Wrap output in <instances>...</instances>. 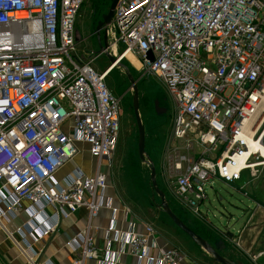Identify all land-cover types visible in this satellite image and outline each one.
Wrapping results in <instances>:
<instances>
[{"label": "built area", "instance_id": "obj_1", "mask_svg": "<svg viewBox=\"0 0 264 264\" xmlns=\"http://www.w3.org/2000/svg\"><path fill=\"white\" fill-rule=\"evenodd\" d=\"M84 2L0 0V225L27 201L35 241L56 233L79 209L98 215L108 189L102 169L120 137V100L106 83L115 65L97 72L92 62L72 57ZM105 32L107 51L119 63L132 55L171 98L174 118L160 174L178 206L201 219L214 180L234 184L245 173L259 178L264 156L249 141L264 145V119L255 128L264 113V0H121ZM77 143L97 161L95 175L77 169L64 186L53 185L55 174L79 154ZM36 208L55 211L52 225L37 223ZM155 235L148 224L128 235L137 264L186 259L175 247L153 254ZM228 239L250 264H264L263 253L252 255ZM69 246L79 255L71 264L98 258L89 232ZM24 254L36 264L35 255ZM104 259L113 263L109 252Z\"/></svg>", "mask_w": 264, "mask_h": 264}, {"label": "rangeland", "instance_id": "obj_2", "mask_svg": "<svg viewBox=\"0 0 264 264\" xmlns=\"http://www.w3.org/2000/svg\"><path fill=\"white\" fill-rule=\"evenodd\" d=\"M112 1L85 0L76 19L74 36L76 47L72 57L81 63L92 62L91 66L97 72H103L111 66L108 57L100 53L96 31L103 15L108 13ZM121 50L122 46L119 45V52ZM135 62L137 64L129 59L123 60L106 79L109 90L120 100L122 111L118 145L111 163L107 165L108 184L114 189L121 203L142 218L146 224L162 232L168 231L166 226L173 227L177 231V234L174 232L172 234L174 247L187 255L193 254L201 264H218L171 222L161 209L160 199L151 185L150 166L140 160L138 153L139 133L134 113L135 92L128 79L130 74L134 79L140 78L137 84L139 115L145 128L146 157L155 166L158 186L166 194L170 208L190 229L203 231L199 232L200 236L213 247L223 241L226 248L223 251L218 250L223 257L237 264H249L237 251L242 254L243 252L235 250L226 233L236 237L247 223L252 211L257 208V204H263L264 168L259 169L262 174L255 180H251L248 173L244 174L241 182L234 184L214 180L212 186H207L209 200L200 208L204 216L201 219L177 206L160 174L163 154L173 124V104L160 80L154 76L144 75L140 62L136 59ZM156 102L159 103L158 110Z\"/></svg>", "mask_w": 264, "mask_h": 264}, {"label": "crops", "instance_id": "obj_3", "mask_svg": "<svg viewBox=\"0 0 264 264\" xmlns=\"http://www.w3.org/2000/svg\"><path fill=\"white\" fill-rule=\"evenodd\" d=\"M77 144L80 150L79 154L55 174L52 181L53 185L64 186L67 178L74 175L77 169L82 170L88 176L95 175L97 161L91 157L85 143ZM108 168L106 165L102 169L107 177ZM104 199L105 205L100 209L97 216L90 218L87 208L79 209L68 219L60 221L56 233L48 235L40 241H35V237L39 236L38 232L33 233L32 236L28 230V225L32 219L29 213L31 204L24 201L22 203L23 209L17 212L15 217L9 216L4 219L0 225V264H29L24 251L28 256L35 255L36 264H71L79 255L74 252L69 244L78 235L86 232H89L93 238L98 256L97 259L90 260L86 264H109L104 259L108 252L112 254L113 263L111 264H137L136 258L130 254L128 235L132 232L142 233L145 231L146 222L121 203L109 184ZM262 205L257 204V208L252 211L247 223L236 237L226 233L229 237L236 238L242 248L252 255L264 254V202ZM36 210L38 216L35 218H37L36 221L39 225L43 227L52 225L51 216L55 213L53 209L46 208L43 214L38 211V208ZM169 220L171 221L170 218ZM166 227L169 233L167 230L162 232V230L155 229L156 235L154 239L150 240L153 254L174 247L172 234L173 232L177 234V231L173 227ZM109 229L117 231V234L112 233L111 237L107 239L106 232ZM233 247L235 248L234 245ZM235 250L237 251L236 248ZM237 252L249 263L245 255ZM181 264L201 263L193 254H188Z\"/></svg>", "mask_w": 264, "mask_h": 264}, {"label": "water", "instance_id": "obj_4", "mask_svg": "<svg viewBox=\"0 0 264 264\" xmlns=\"http://www.w3.org/2000/svg\"><path fill=\"white\" fill-rule=\"evenodd\" d=\"M121 0H113L112 4L110 6V9L107 14L103 15L102 20L98 23L96 35L98 38V43L100 46V53L105 54L108 59L111 62V66L119 65L120 63L117 61V59L112 56L108 51L109 43H108V35L105 32V29L108 28L112 22L115 15V11L119 5ZM102 32H103V38H102ZM149 60L150 62L153 61V57L151 54H149ZM128 79L130 83L133 86V90L135 92V99H134V113L135 118L137 122L138 127V133H139V141H138V153L140 160L142 162L147 163L150 166V172H151V185L155 192V194L159 197L161 202V209L162 211L171 219V221L186 235H188L194 243L201 247L207 254H209L212 259L218 263V264H237L235 262H232L225 257H223L218 250H224L226 248V245H224V242H219L216 247H213L211 244H209L204 238H202L200 235L196 234L192 229H190L170 208V205L167 201L166 194L164 191H162L157 183V174L155 166L152 164V162L146 157V135H145V128L142 124V120L139 115V95H138V88L137 84L139 80L134 79L130 74H128ZM156 108L159 109V103L156 102Z\"/></svg>", "mask_w": 264, "mask_h": 264}, {"label": "bare ground", "instance_id": "obj_5", "mask_svg": "<svg viewBox=\"0 0 264 264\" xmlns=\"http://www.w3.org/2000/svg\"><path fill=\"white\" fill-rule=\"evenodd\" d=\"M19 16H20L21 18H25V17H26V14H25V13H21V14H19ZM127 58H128L129 60L133 61L135 64H137V63L135 62V59H134V57H133L132 55L128 54V55H127ZM115 66H116V65H115ZM115 66L112 67V70H111L110 74L114 71ZM110 74H109V75H110ZM263 119H264V113L259 117V119H258V121H257V123H256L255 128H258V126L261 124V122H262ZM249 143H250V145H251V149H252L253 151H260V152L262 153V155L264 156V145H263L262 143L257 144L256 141H255V140L253 141L251 138H250Z\"/></svg>", "mask_w": 264, "mask_h": 264}, {"label": "trees", "instance_id": "obj_6", "mask_svg": "<svg viewBox=\"0 0 264 264\" xmlns=\"http://www.w3.org/2000/svg\"><path fill=\"white\" fill-rule=\"evenodd\" d=\"M164 213V212H163ZM180 219H181V217L176 213V212H174ZM165 214V213H164ZM166 215V214H165ZM167 216V215H166ZM182 220V219H181ZM183 221V220H182ZM196 234H198V235H200V233L199 232H203V231H197V230H193Z\"/></svg>", "mask_w": 264, "mask_h": 264}, {"label": "flooded vegetation", "instance_id": "obj_7", "mask_svg": "<svg viewBox=\"0 0 264 264\" xmlns=\"http://www.w3.org/2000/svg\"><path fill=\"white\" fill-rule=\"evenodd\" d=\"M102 38H103V36H102ZM140 78H137L136 80H139ZM139 82H140V80H139Z\"/></svg>", "mask_w": 264, "mask_h": 264}]
</instances>
